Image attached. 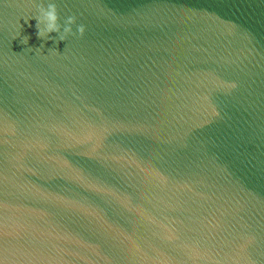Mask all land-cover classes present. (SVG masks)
Returning a JSON list of instances; mask_svg holds the SVG:
<instances>
[{
  "label": "water",
  "instance_id": "1",
  "mask_svg": "<svg viewBox=\"0 0 264 264\" xmlns=\"http://www.w3.org/2000/svg\"><path fill=\"white\" fill-rule=\"evenodd\" d=\"M0 264H264V0H0Z\"/></svg>",
  "mask_w": 264,
  "mask_h": 264
},
{
  "label": "clouds",
  "instance_id": "2",
  "mask_svg": "<svg viewBox=\"0 0 264 264\" xmlns=\"http://www.w3.org/2000/svg\"><path fill=\"white\" fill-rule=\"evenodd\" d=\"M39 16L35 19L37 20L36 28H37V36L45 37L50 33H59L61 31V26L58 23V13L57 7L54 3H49L47 8L43 5L38 7ZM76 23V18L74 16H70L67 18L65 25L63 26L64 34L72 33V25ZM44 25L41 28V25ZM77 32L82 36L85 32L84 25H79L77 28ZM64 39V36H61V40ZM27 42V39L24 41Z\"/></svg>",
  "mask_w": 264,
  "mask_h": 264
}]
</instances>
